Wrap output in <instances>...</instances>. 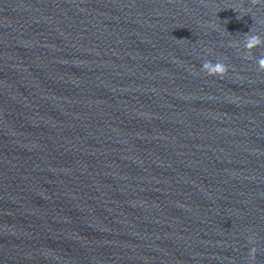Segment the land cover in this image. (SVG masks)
Listing matches in <instances>:
<instances>
[{
  "label": "clouds",
  "instance_id": "1",
  "mask_svg": "<svg viewBox=\"0 0 264 264\" xmlns=\"http://www.w3.org/2000/svg\"><path fill=\"white\" fill-rule=\"evenodd\" d=\"M251 3L253 5L261 3V0H251ZM261 45H264V38L258 36V35H253L248 37L245 47L249 52L252 51V49H255ZM247 59H254L253 56L246 57ZM258 65V71L259 72H264V56L260 57L256 61ZM203 70L205 73H207L209 76H219V77H224L225 75L228 74L229 68L226 64L222 62H216L213 63L211 61H205L202 65ZM249 243H252V240H249ZM256 251L257 249L253 247L249 253V256L252 260H255L256 258Z\"/></svg>",
  "mask_w": 264,
  "mask_h": 264
}]
</instances>
